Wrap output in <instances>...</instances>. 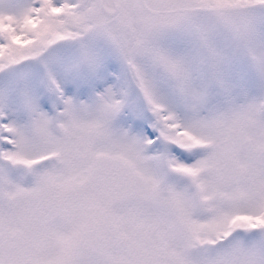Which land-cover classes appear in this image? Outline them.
<instances>
[{"label": "snow or ice", "instance_id": "obj_1", "mask_svg": "<svg viewBox=\"0 0 264 264\" xmlns=\"http://www.w3.org/2000/svg\"><path fill=\"white\" fill-rule=\"evenodd\" d=\"M0 264H264V0H0Z\"/></svg>", "mask_w": 264, "mask_h": 264}]
</instances>
